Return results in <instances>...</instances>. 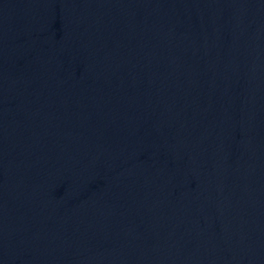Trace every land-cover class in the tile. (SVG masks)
Here are the masks:
<instances>
[{"label":"water","instance_id":"95a60500","mask_svg":"<svg viewBox=\"0 0 264 264\" xmlns=\"http://www.w3.org/2000/svg\"><path fill=\"white\" fill-rule=\"evenodd\" d=\"M0 264H264V0H0Z\"/></svg>","mask_w":264,"mask_h":264}]
</instances>
